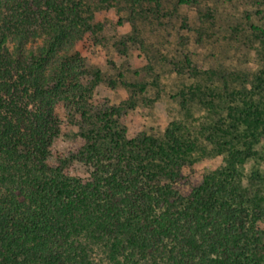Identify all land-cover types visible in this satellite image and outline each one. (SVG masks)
Masks as SVG:
<instances>
[{"label": "trees", "instance_id": "16d2710c", "mask_svg": "<svg viewBox=\"0 0 264 264\" xmlns=\"http://www.w3.org/2000/svg\"><path fill=\"white\" fill-rule=\"evenodd\" d=\"M161 1L0 0V264H94L85 239L103 243L112 264H135L139 254L167 255L168 264H264V171L248 182L243 172L254 156L264 160L262 73L259 93L243 108L223 106L227 97L203 82L185 86L175 98L187 110L219 103L228 111L197 131L174 124L158 136L128 137L120 121L123 105H93L104 75L90 67L81 48L103 42L96 13L108 4L128 8L136 35L140 19L149 16L146 3L156 8L149 9L152 17L173 23L174 10L164 13ZM173 3L178 8L199 0ZM204 20L199 27L208 24ZM248 22L264 35L250 12ZM182 24L194 30L190 18ZM131 38L118 42L122 52L132 42L140 44V56L151 54L146 40ZM169 57L189 77L190 55L185 62ZM148 60L152 71L158 59ZM153 82L121 84L143 95ZM63 104L77 110L85 143L55 162ZM228 153L225 168L215 166L184 192L187 167ZM75 161L91 169L88 178L72 175Z\"/></svg>", "mask_w": 264, "mask_h": 264}, {"label": "rangeland", "instance_id": "374dc122", "mask_svg": "<svg viewBox=\"0 0 264 264\" xmlns=\"http://www.w3.org/2000/svg\"><path fill=\"white\" fill-rule=\"evenodd\" d=\"M161 3L160 9L164 13L167 9L174 10L176 17L173 23H168L169 20L165 18L152 17V11L156 8L146 3L142 9L149 16L144 20V14L140 19L141 34L136 35L131 11L128 8L120 9L118 4H108L95 16V20L104 25L101 33L103 42L96 44L89 41L81 48L90 67L101 69L104 75L103 82L94 92V107L100 109L104 103L123 105L120 121L128 137L142 136L145 133L158 136L168 128H173L174 124L187 126L190 131L213 125L220 119L218 114H226L228 111H221L219 103L215 108L193 104L187 110L175 98L185 86L203 82L222 91L228 99L223 106L238 105L243 108L251 101L252 94L259 93L256 88L258 76L261 73L264 75V35L250 29V22L247 27L248 12L252 14L253 23L264 25V0H199L197 5L178 8L173 0H162ZM210 14L214 18H210ZM188 18L194 27L192 32H187L182 24ZM201 19H205L203 23L211 25L207 27L208 24H201L199 27ZM234 28L238 30L236 34L233 33ZM247 29L251 35L248 38ZM129 35L132 36L131 41L136 38L138 41L146 40L151 47V54L140 56V44L132 46V42L122 52V47L117 44L124 37L129 38ZM186 54L190 55L194 64V70H191L187 78L181 76L179 67L171 65L173 61L169 57L185 62ZM166 55L169 58L166 59ZM148 59L153 62L158 59L152 71L147 66ZM143 79L147 82L156 80V85L153 82L154 87L143 95L136 88L127 89L121 84V81L138 83ZM234 92L235 97L232 95ZM207 95L213 96L210 92ZM131 98L137 100L135 107L127 104ZM60 113L62 132L52 147L51 160L55 162L61 153L71 151L76 144L85 143L83 129L80 122H77V110L71 105L63 104ZM239 148L242 149V146ZM228 156L229 153L219 154L210 161H201L194 167H187L184 172L188 181L185 182L184 192H188L189 186L199 183L204 174L215 166L225 168ZM70 168L72 175L84 178H88L91 171L88 166L76 161ZM258 169L264 171V160L256 155L244 166L245 181L248 182L249 176ZM261 226L264 230V220ZM83 243L89 246L88 251L94 264H112L109 249L103 243L90 244L88 239L83 240ZM134 260L135 264L169 263V257L164 254L156 259L139 254Z\"/></svg>", "mask_w": 264, "mask_h": 264}]
</instances>
